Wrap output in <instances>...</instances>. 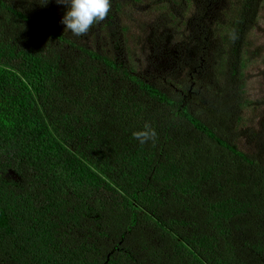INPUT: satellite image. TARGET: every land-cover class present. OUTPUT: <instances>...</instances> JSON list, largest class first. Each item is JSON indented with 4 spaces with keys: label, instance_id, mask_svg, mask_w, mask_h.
<instances>
[{
    "label": "trees",
    "instance_id": "obj_1",
    "mask_svg": "<svg viewBox=\"0 0 264 264\" xmlns=\"http://www.w3.org/2000/svg\"><path fill=\"white\" fill-rule=\"evenodd\" d=\"M137 1L76 36L56 0H0V264H264V157L235 142L259 0H238L210 87L199 45L169 77L134 70Z\"/></svg>",
    "mask_w": 264,
    "mask_h": 264
},
{
    "label": "rangeland",
    "instance_id": "obj_2",
    "mask_svg": "<svg viewBox=\"0 0 264 264\" xmlns=\"http://www.w3.org/2000/svg\"><path fill=\"white\" fill-rule=\"evenodd\" d=\"M165 1L139 0L132 6H124V41L134 70L143 75L169 77L179 59L177 71L182 67L186 69L192 60L197 61L198 56L191 50L199 45L201 52H206L205 60L210 62L206 66L207 75L203 84L207 87L213 83L218 84L216 79L220 71L213 67L220 60L219 55L221 57L223 54L222 43L233 23L238 0H184L176 7ZM204 8L207 12L197 16ZM52 9V16L60 21L66 7L62 5L60 8L56 3ZM204 14L206 16L201 26L208 44L199 39L198 32L193 28L194 22ZM251 17V27L242 50L249 105L242 108L240 132L237 133L235 142L239 150L262 159L264 146L260 149V142L264 138V0H259L255 14L253 12ZM209 51L212 54L208 57Z\"/></svg>",
    "mask_w": 264,
    "mask_h": 264
},
{
    "label": "clouds",
    "instance_id": "obj_3",
    "mask_svg": "<svg viewBox=\"0 0 264 264\" xmlns=\"http://www.w3.org/2000/svg\"><path fill=\"white\" fill-rule=\"evenodd\" d=\"M46 0L43 6L50 3ZM57 4L64 5L66 12L61 23L65 30L71 31L76 36L86 34L94 25L102 22L110 13L111 0H56ZM141 144L148 142L156 136V132L150 125L134 133Z\"/></svg>",
    "mask_w": 264,
    "mask_h": 264
}]
</instances>
